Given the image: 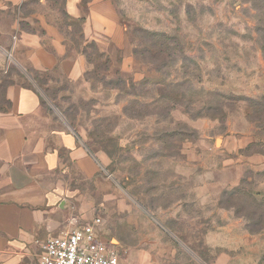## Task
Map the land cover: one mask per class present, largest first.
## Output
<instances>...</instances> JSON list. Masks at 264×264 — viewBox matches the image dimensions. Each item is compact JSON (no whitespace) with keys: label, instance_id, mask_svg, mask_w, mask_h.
<instances>
[{"label":"rangeland","instance_id":"rangeland-1","mask_svg":"<svg viewBox=\"0 0 264 264\" xmlns=\"http://www.w3.org/2000/svg\"><path fill=\"white\" fill-rule=\"evenodd\" d=\"M111 1L126 46L104 52L65 0L0 3V84L38 89L102 164L77 224L99 217L124 264H264V0ZM38 14L86 54L80 78L13 63Z\"/></svg>","mask_w":264,"mask_h":264},{"label":"crops","instance_id":"crops-1","mask_svg":"<svg viewBox=\"0 0 264 264\" xmlns=\"http://www.w3.org/2000/svg\"><path fill=\"white\" fill-rule=\"evenodd\" d=\"M64 7L70 18H82L84 41L100 52L109 43L126 46L111 0H65ZM34 18V27L15 35L13 63L21 58L25 70L39 77L58 70L66 78H80L87 69L86 54L71 55L59 28L43 15ZM3 91L9 105L0 108V264H40L45 239L69 231L94 209L86 195L102 164L72 128L51 114L38 89L10 83Z\"/></svg>","mask_w":264,"mask_h":264},{"label":"built area","instance_id":"built-area-1","mask_svg":"<svg viewBox=\"0 0 264 264\" xmlns=\"http://www.w3.org/2000/svg\"><path fill=\"white\" fill-rule=\"evenodd\" d=\"M100 223L101 219L95 217L63 234L47 237L40 264H124L116 250L101 238Z\"/></svg>","mask_w":264,"mask_h":264},{"label":"trees","instance_id":"trees-1","mask_svg":"<svg viewBox=\"0 0 264 264\" xmlns=\"http://www.w3.org/2000/svg\"><path fill=\"white\" fill-rule=\"evenodd\" d=\"M63 13H64V15H65L66 17H69L68 14H67L66 12H63ZM72 20H77V22H78V24H79V30H80V24H81L82 18H77V19H72ZM69 25H71V23H69ZM90 46L92 47V49H94V50L97 51L95 44L91 43ZM28 72L34 74V79H35V80H38V81H39V79H40V81L43 80V79L39 78V76H38L35 72L30 71V70H29ZM10 83H14V82H9V83H8V82H5V83L0 84V108H2V109L5 107V105H6V106L9 105L8 100H6L5 97H4V91H3V90H4V88L6 87V85H8V84H10ZM22 85H23V84H22ZM25 86H28V87H30V88L32 87V86H29V85H25Z\"/></svg>","mask_w":264,"mask_h":264}]
</instances>
